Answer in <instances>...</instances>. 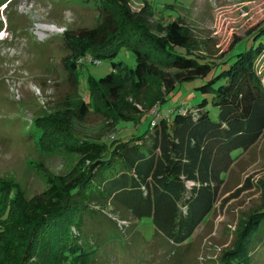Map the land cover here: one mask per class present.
I'll return each mask as SVG.
<instances>
[{
    "label": "trees",
    "instance_id": "trees-1",
    "mask_svg": "<svg viewBox=\"0 0 264 264\" xmlns=\"http://www.w3.org/2000/svg\"><path fill=\"white\" fill-rule=\"evenodd\" d=\"M103 1L100 27L64 34L71 50L65 65L77 87L85 63L100 65L106 59L112 65L106 76L90 77L91 105L80 99V114L73 112L79 121L92 113L95 91L108 109L116 111L120 89L115 76L120 73L130 74L139 90L151 80H160L167 102L179 85L205 77L214 65L225 63L239 44L234 41L219 62L198 60L181 52L191 46V37L178 20L164 26L160 36L138 24L130 8L117 15L115 3ZM152 13L155 17L156 12ZM249 39L254 45L237 53L228 69L201 87L214 92L218 121L211 118L206 100L189 109L164 111L163 101L155 108L156 115L145 120L149 127L143 135L117 141L118 131L103 142L89 140L72 127V114L62 116L66 119H38L35 127L43 132L38 140L41 147L72 149L87 164L79 175L52 178L46 191L29 199L21 187L0 179V264H94L109 247L106 235L101 236L102 224L130 239L125 226L105 214L107 204L122 208L136 220L151 219L157 234L174 246L189 241L213 212L235 153L249 150L264 133V86L255 70V62L264 53V23ZM123 50L135 55L134 67L115 61ZM221 79L225 83L214 88ZM128 120L134 121L121 118L117 123ZM53 128L60 135L52 133ZM58 141L70 143L60 148ZM263 230L264 206L249 217L235 249L222 264H248Z\"/></svg>",
    "mask_w": 264,
    "mask_h": 264
},
{
    "label": "rangeland",
    "instance_id": "rangeland-1",
    "mask_svg": "<svg viewBox=\"0 0 264 264\" xmlns=\"http://www.w3.org/2000/svg\"><path fill=\"white\" fill-rule=\"evenodd\" d=\"M6 1L0 0V179L21 187L24 198L29 199L46 191L52 178L79 175L87 164L82 154L72 149L53 151L41 147L38 140L43 132L35 127L38 119L49 116L66 119L62 116L72 114L71 126L89 140L104 142V138L109 139L119 131L116 140L127 141L148 130L145 120L154 115L155 108L165 102L168 93L160 80H151L139 90L130 74L120 73L115 76L120 89L116 111L108 109L103 96L95 91L92 113L79 121L73 112L80 114V99L91 105L87 90L90 77L106 76L111 73L112 65L106 59L100 65L85 63L80 67L77 87L65 65L71 50L64 34L100 27L103 19L99 7L104 1ZM108 1L115 3L117 15L130 8L137 15L138 24L160 36L164 26L178 20L191 37V46L181 52L198 60L219 62L233 42H239L225 63L214 65L205 77L179 85L163 105V111L189 109L206 100L211 118L218 121L214 92H204L201 87L228 69L236 61L237 53L254 45L255 41L248 38L264 23V0ZM152 11L156 12L155 17ZM115 61L129 67L136 65L135 55L126 50ZM255 70L264 86V53L255 62ZM224 83L221 79L213 87ZM121 118L134 121L117 123ZM52 133L60 135L57 128ZM58 143L63 148L70 141ZM235 156L234 164L223 176L213 212L182 246L164 241L151 219L136 220L122 208L107 204L105 214L125 226L130 239L120 231L111 230L108 223L102 224L101 236L106 235L109 247L94 264H222L226 254L235 249L249 217L264 206V133L249 150L236 152ZM262 235L248 264H264V230Z\"/></svg>",
    "mask_w": 264,
    "mask_h": 264
},
{
    "label": "built area",
    "instance_id": "built-area-1",
    "mask_svg": "<svg viewBox=\"0 0 264 264\" xmlns=\"http://www.w3.org/2000/svg\"><path fill=\"white\" fill-rule=\"evenodd\" d=\"M154 115H156V109L154 110Z\"/></svg>",
    "mask_w": 264,
    "mask_h": 264
}]
</instances>
